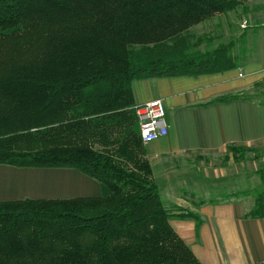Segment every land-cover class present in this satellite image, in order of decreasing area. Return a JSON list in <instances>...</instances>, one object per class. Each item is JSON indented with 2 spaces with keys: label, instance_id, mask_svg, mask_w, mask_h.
<instances>
[{
  "label": "trees",
  "instance_id": "1",
  "mask_svg": "<svg viewBox=\"0 0 264 264\" xmlns=\"http://www.w3.org/2000/svg\"><path fill=\"white\" fill-rule=\"evenodd\" d=\"M246 1L0 0V165L73 169L100 188L0 203V264H200L169 224L199 218L162 206L132 84L236 69L233 40L200 51L189 31ZM251 195L246 218H264L263 177Z\"/></svg>",
  "mask_w": 264,
  "mask_h": 264
},
{
  "label": "crops",
  "instance_id": "2",
  "mask_svg": "<svg viewBox=\"0 0 264 264\" xmlns=\"http://www.w3.org/2000/svg\"><path fill=\"white\" fill-rule=\"evenodd\" d=\"M255 50L245 51L233 70L132 84L135 106L163 103L167 136L143 145L145 159L162 206L199 218L169 224L200 264H264V218H246L256 179L227 158L229 147L264 152L263 43ZM222 98L236 99L210 105ZM225 189L233 192L215 194ZM99 195L98 183L73 169L0 165V203Z\"/></svg>",
  "mask_w": 264,
  "mask_h": 264
},
{
  "label": "rangeland",
  "instance_id": "3",
  "mask_svg": "<svg viewBox=\"0 0 264 264\" xmlns=\"http://www.w3.org/2000/svg\"><path fill=\"white\" fill-rule=\"evenodd\" d=\"M263 27L264 0H248L242 2L234 12L217 15L205 23L192 27L189 32L193 36V41H196L198 38L202 39V43L197 47L200 51H203L207 47L213 48L219 44H227L230 40H233L235 43L233 56L241 58V55L243 56L245 51L249 49L255 50L262 43L264 45ZM238 63L239 60H237ZM227 158L236 163H243V172H246V177L249 174L255 177L256 190L260 188L261 177L264 178V152L262 149L238 150L234 155L228 154ZM225 190V193L216 191L215 194L223 196L228 191L233 192L230 189ZM171 211L176 212L177 210L174 208Z\"/></svg>",
  "mask_w": 264,
  "mask_h": 264
},
{
  "label": "built area",
  "instance_id": "4",
  "mask_svg": "<svg viewBox=\"0 0 264 264\" xmlns=\"http://www.w3.org/2000/svg\"><path fill=\"white\" fill-rule=\"evenodd\" d=\"M142 145L151 144L167 136L165 110L160 100H152L134 108Z\"/></svg>",
  "mask_w": 264,
  "mask_h": 264
}]
</instances>
